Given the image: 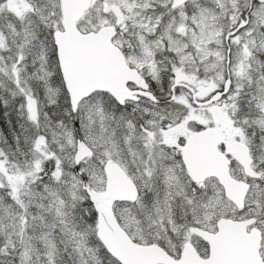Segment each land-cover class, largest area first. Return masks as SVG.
Here are the masks:
<instances>
[{
	"label": "snow or ice",
	"instance_id": "snow-or-ice-1",
	"mask_svg": "<svg viewBox=\"0 0 264 264\" xmlns=\"http://www.w3.org/2000/svg\"><path fill=\"white\" fill-rule=\"evenodd\" d=\"M0 106V264H264V0H0Z\"/></svg>",
	"mask_w": 264,
	"mask_h": 264
},
{
	"label": "rangeland",
	"instance_id": "rangeland-1",
	"mask_svg": "<svg viewBox=\"0 0 264 264\" xmlns=\"http://www.w3.org/2000/svg\"><path fill=\"white\" fill-rule=\"evenodd\" d=\"M1 109L5 110L2 106H0ZM9 115L5 116L3 115V125H4V129L2 130V127L0 126V134H2L3 136L7 137L9 139V141H11V135H10V131L12 128L16 127L17 124V116L14 110L12 109H8ZM10 116V118H9ZM11 121V124L8 123V121Z\"/></svg>",
	"mask_w": 264,
	"mask_h": 264
},
{
	"label": "trees",
	"instance_id": "trees-1",
	"mask_svg": "<svg viewBox=\"0 0 264 264\" xmlns=\"http://www.w3.org/2000/svg\"><path fill=\"white\" fill-rule=\"evenodd\" d=\"M4 111L5 110L1 109V107H0V126L2 127V130L4 129V125L2 123L3 122ZM9 118H10V116H9Z\"/></svg>",
	"mask_w": 264,
	"mask_h": 264
}]
</instances>
